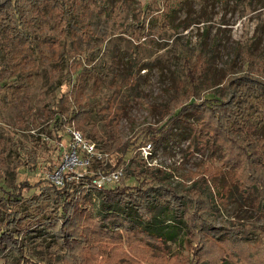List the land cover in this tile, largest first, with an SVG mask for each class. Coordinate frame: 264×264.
Here are the masks:
<instances>
[{"label":"rangeland","instance_id":"1","mask_svg":"<svg viewBox=\"0 0 264 264\" xmlns=\"http://www.w3.org/2000/svg\"><path fill=\"white\" fill-rule=\"evenodd\" d=\"M3 2L0 198L19 194L21 203L14 207L17 215L25 210L34 222L56 220L58 212L44 198L50 192V166H56L60 158L51 124L52 110L61 99L75 115L66 127L78 130L109 156L101 164L105 168L115 166L117 155L112 151L117 145L134 140L118 165L125 174L116 186L157 187L139 173L162 170V181L176 194L201 199L211 227L249 232L243 241L222 237L221 248L207 249L202 258L206 263L218 264L225 258L228 264H264V190L251 174L261 170H248L246 162L237 165L245 157L236 156L230 148H207L200 133L209 121L205 101L227 100L235 84H264L263 1L129 0L119 11L116 0H82L76 9V27L73 22L57 23L46 9L44 19L25 29L28 35L18 34L13 10L2 7ZM40 5L46 8L47 0H40ZM187 61L197 62L193 86L186 75ZM193 102L202 105L168 124L167 134L157 143L142 131L162 126L170 113ZM255 103L261 110L258 119L264 115V103L262 99ZM254 138L264 142V130ZM145 143L152 145L147 161L137 151ZM97 167L93 164L90 171ZM21 183L38 184L28 190L19 188ZM82 194L85 199L76 206L85 216L102 213L106 205L99 191ZM1 207L6 211L4 204ZM159 220L164 231H172L168 243L172 255L190 261L185 228L171 226L164 211ZM90 221L87 217L86 223ZM47 236L26 237L27 255L49 264H71L51 247ZM88 249L86 243L76 245L73 258L79 256V261L72 263L83 264V258L91 261ZM3 261L0 255V264Z\"/></svg>","mask_w":264,"mask_h":264},{"label":"trees","instance_id":"2","mask_svg":"<svg viewBox=\"0 0 264 264\" xmlns=\"http://www.w3.org/2000/svg\"><path fill=\"white\" fill-rule=\"evenodd\" d=\"M128 1L116 0V8L122 10ZM262 1L264 3V0ZM47 2L46 8L40 5V0H4L1 6L12 8L14 14L12 22L18 34L28 35L25 29L37 20L44 19L46 9L54 16L57 23L73 22L74 27L78 25L76 9L79 4L81 5L82 0H47ZM144 27L143 23L140 36L143 35ZM196 65L197 62H185L186 75L192 86L197 80ZM66 82L69 84L70 78ZM229 91L227 100L205 101L203 105L204 111L209 115V121L204 126L206 130L200 129L204 130V132L200 131L204 136V145L214 149L230 148L236 152V156L245 157V160H238L237 165L246 162L249 164L248 170L259 167L261 172L256 174L257 171L252 170L251 174L256 175L255 182L261 190H264V177H262L264 142L260 143L254 138L256 132L264 130V115L256 118L261 110L255 103V100L259 99L264 103V84H235ZM201 105L193 102L182 106L178 112L170 113L162 126L158 128L148 126L142 131L151 141L157 143L159 138L167 134L168 124L182 120L190 109H196ZM58 107L59 112L56 111ZM52 114L51 126L56 142L68 140L69 137L64 130L66 125L75 120L74 110L59 99ZM200 133L198 132L197 135ZM133 144L134 140L129 138L114 148L112 152L116 153L117 157L115 166L111 170L118 167ZM54 168L55 166H50L51 171ZM97 169L106 171L102 165H98ZM156 172L147 174L142 170L139 176L147 180L151 179L157 187L150 184L151 188L147 190L141 189V186L139 188L115 186L101 189L99 193L106 206L102 213L94 217L85 216L76 206V202L85 197L82 194L84 189L75 183L67 182L60 189L49 184L50 192L45 194L44 199L50 208L58 212L56 220L49 222H34V216L24 212L25 210H21L18 212L20 215H17L14 207L21 203L19 194L1 197L0 255L4 259L1 264H49L43 259L35 261L27 255L26 237L43 239L48 235L51 247L61 253V258L70 259L71 264L79 261V256L73 258L75 255L73 252L80 243L89 246L88 257H93L91 261L83 258V264H208L202 258L210 246L218 245L221 248L219 243L222 242V237L234 242L243 241L247 236L249 233L247 230L224 232L223 229L211 227L208 218L204 216L202 209L204 204L201 203V199L176 194L174 188L163 182L162 170ZM37 184L21 183L19 188L27 187L31 190ZM40 195L43 196L42 193ZM3 204L6 211L1 207ZM161 211L167 212L170 216V221L174 223H170L171 226L179 224L185 228L184 238L186 246H189L190 261H179L176 255H172L168 247L172 231L162 229L159 220ZM87 217L92 221L86 223ZM57 222L59 226L56 225ZM33 233L35 235L31 236ZM217 262L228 264L225 258Z\"/></svg>","mask_w":264,"mask_h":264},{"label":"built area","instance_id":"3","mask_svg":"<svg viewBox=\"0 0 264 264\" xmlns=\"http://www.w3.org/2000/svg\"><path fill=\"white\" fill-rule=\"evenodd\" d=\"M66 133L68 140L56 142L60 158L58 164L47 176L49 184L60 189L69 182L80 185V188L87 191L92 189L100 191L120 183L125 174L123 167L111 170L102 165L106 171L98 169L90 171L93 164H105L109 156L100 152L96 145L87 141L78 130L66 127ZM151 148V143L138 146V154L143 160L147 161L150 158Z\"/></svg>","mask_w":264,"mask_h":264}]
</instances>
